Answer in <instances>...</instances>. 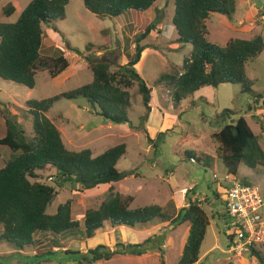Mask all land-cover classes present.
Masks as SVG:
<instances>
[{"label": "rangeland", "instance_id": "rangeland-1", "mask_svg": "<svg viewBox=\"0 0 264 264\" xmlns=\"http://www.w3.org/2000/svg\"><path fill=\"white\" fill-rule=\"evenodd\" d=\"M30 2L0 0V22H17ZM238 5L239 14L233 20L211 15L206 22L208 42L225 47L232 39L264 37V0H238ZM11 7L15 12L8 17L5 10ZM174 14V0H160L149 12L133 11L117 19L102 20L85 8L83 0H72L66 9V19L47 28L42 48L43 57H52L55 50H61L69 61V68L55 79L48 71H40L33 90L0 79V103L3 102L0 129L7 127L3 113L8 112L19 117L27 135L31 136L33 122L24 118L28 101L49 99L91 83L93 73L88 55L95 54L97 58L112 63V70L117 71L118 65L127 64L135 53L137 38L150 24L156 23L155 30L144 42L156 48L145 51L137 67L139 75L153 88L151 109H146L135 85L130 90L133 98L128 111L133 129L112 124L97 115L83 99L60 100L47 117L54 121L64 144L72 151L89 149L97 157L118 145L127 146L126 156L117 166L126 178L114 189L124 198L133 199L132 209L158 205L175 218L182 209L178 204L182 193L186 195L184 206L189 205L190 200H201L199 202L212 226L202 248L200 264H261L252 253L243 256L228 253V239L236 235V230L230 218L227 223L218 219L217 211L227 218L226 207L214 205L213 200L220 201L217 185L228 184L227 179L232 184L239 181L258 188L264 199V169L258 173L241 166L238 178L233 179L218 157L219 145L212 135L219 131L216 116L224 110H232L237 114L234 118L247 120L264 147V53L248 65V76L254 82L252 92L263 97L259 104L254 103L253 94L243 93L240 85L226 84L218 89H202L177 105L172 89L155 87L163 76L184 73L185 61L191 58L194 50L192 45L176 43L178 34L172 22ZM89 45L94 46L92 52L87 50ZM3 134L0 130V136ZM191 154L195 159L190 158ZM9 155L7 149L0 148V162ZM53 175L54 171L43 173L42 182L54 185ZM57 192L47 213L56 214L59 206L71 201L72 216L81 223V232L63 239L61 248L54 250L56 256L36 260L35 251L17 252L2 241L3 228L0 226V264H86L85 260L90 259L89 250L108 247L116 252L120 245H139L149 239L153 240L151 249L142 257L118 255L96 264H178L181 260L189 235L188 223L171 228L169 223L157 220L149 227L137 226L135 229L107 224L92 239L86 240L83 234L85 214L89 209L101 206L109 195L110 186L84 191L68 184L57 188ZM213 247L218 248L212 251ZM255 250L264 258V244ZM67 251L74 256H67Z\"/></svg>", "mask_w": 264, "mask_h": 264}, {"label": "trees", "instance_id": "trees-1", "mask_svg": "<svg viewBox=\"0 0 264 264\" xmlns=\"http://www.w3.org/2000/svg\"><path fill=\"white\" fill-rule=\"evenodd\" d=\"M71 1L31 0L17 22H0L1 80L33 90L40 71H48L55 79L69 68V61L61 50H55L52 57H43L42 48L47 28L66 19V9ZM159 1L83 0L85 8L102 20L117 19L133 11L146 13L154 9ZM174 5L172 22L178 34L176 43L192 45L194 50L191 58L185 61L184 73L163 76L155 87L172 89L177 105L204 88L218 89L226 84L240 85L243 93L253 94L254 82L248 76V65L264 53V37L232 39L225 47L214 45L207 39L209 31L206 22L211 15L227 16L233 20L238 0H174ZM14 12V7L5 10L8 17ZM155 28L156 23L150 24L137 38L135 53L127 64L118 65L117 71L112 70V63L97 58L95 54L88 55L93 73L91 83L49 99L28 101V108L25 109L27 116L24 118L33 122L31 136L27 135L18 116L3 113L7 135L0 139V148L7 149L10 155L1 161L0 167L1 240L15 251H35L36 260L56 256L54 250L61 248V241L82 230L81 223L72 216L71 201L59 206L56 214L47 213L58 195L57 188L73 184L75 188L90 191L109 185L107 199L98 209H89L85 214L83 234L86 240L92 239L107 224L135 229L137 226L149 227L157 220L169 223L171 228L188 223L189 235L178 264H197L200 261L210 227L201 202L190 200L189 206L180 209L175 218L158 205L132 209L133 199L124 198L114 189L126 178L117 166L126 156L127 146L118 145L97 157L89 149L72 151L64 144L54 121L47 117L60 100L83 99L97 115L112 124L133 129L128 111L133 98L130 90L135 85L144 106L148 111L151 109L153 88L139 75L137 67L145 51L156 48L144 43ZM92 48L94 46L89 45L87 50L92 52ZM253 98L254 103L259 104L263 97L253 94ZM235 116L237 114L232 110L218 114L215 124L219 131L212 138L219 145V159L230 177L236 180L241 166L258 173L263 171L264 147L247 120ZM262 132L264 134V127ZM190 158L195 159V156L191 154ZM50 170L55 171L54 185L42 182L41 175ZM152 241L120 245V250L116 252L108 247H98L88 251L90 259H86L85 263L110 261L118 255L142 257L151 249ZM65 253L73 255L68 251ZM252 255L264 264L260 252L254 249Z\"/></svg>", "mask_w": 264, "mask_h": 264}, {"label": "built area", "instance_id": "built-area-1", "mask_svg": "<svg viewBox=\"0 0 264 264\" xmlns=\"http://www.w3.org/2000/svg\"><path fill=\"white\" fill-rule=\"evenodd\" d=\"M228 216L236 235L229 238L228 253L243 256L264 244V199L258 188L233 182L225 196Z\"/></svg>", "mask_w": 264, "mask_h": 264}, {"label": "crops", "instance_id": "crops-1", "mask_svg": "<svg viewBox=\"0 0 264 264\" xmlns=\"http://www.w3.org/2000/svg\"><path fill=\"white\" fill-rule=\"evenodd\" d=\"M238 7H239V5H238ZM237 7V10H239V8ZM236 14H239V13H236ZM242 23V22H241ZM244 24V23H243ZM161 29V28H160ZM158 32H160L159 30H157ZM152 34H154V33H152ZM205 89V88H204ZM201 91V90H200ZM199 91V92H200ZM206 91H209V90H206ZM1 103H3L2 101H1ZM3 120L0 118V128L2 127V124H3V122H2ZM6 125V124H5ZM4 134L3 135H1L0 136V139H3V138H5L6 137V135H7V127H6V129H4V128H2V129H0ZM1 163V162H0ZM54 170H50V172H53ZM55 172V171H54ZM228 181H227V183L228 184H223V185H221V184H218L217 186L219 187V190L217 191V194H219L220 195V197H218V199L220 200V201H215V200H213L214 202L213 203H215L214 205H218V204H220V205H224L225 207H226V204H225V196H226V194H227V192H228V190L230 189V187H231V185H232V183H230V182H232L231 180H229V179H227ZM230 181V182H229ZM106 186H108V185H103V187H106ZM186 186V185H185ZM101 187V186H100ZM184 187V186H183ZM182 187V188H183ZM189 187V186H188ZM99 188V187H98ZM97 189V188H96ZM183 190V189H182ZM183 194V195H182ZM181 194V196L179 197V199H178V204L182 207V208H184V207H188L189 205H187V206H184V204H185V200H186V195L184 194V193H182ZM195 200H197V199H195ZM194 201V200H193ZM199 201H201V200H199ZM181 202V203H180ZM218 202V203H217ZM179 207V206H178ZM216 207V206H215ZM225 211L227 212V209L225 208ZM217 216H218V219L219 220H224L225 221V223H227V221H228V219H229V217H228V213H227V218H225V217H222V215H220V213H219V211H217ZM210 220V219H209ZM212 226V224H211V221H210V227ZM165 227V226H164ZM209 227V228H210ZM209 231V230H208ZM208 235V234H207ZM229 240V239H228ZM229 242V241H228ZM204 245V244H203ZM203 248V247H202ZM216 248H218V247H213L212 248V251H214ZM211 253V252H210ZM202 259H203V254H202V257H201V259H200V261L197 263V264H200L201 263V261H202ZM245 260V259H244ZM245 261H247V260H245ZM236 262V261H235ZM234 262V263H235Z\"/></svg>", "mask_w": 264, "mask_h": 264}]
</instances>
